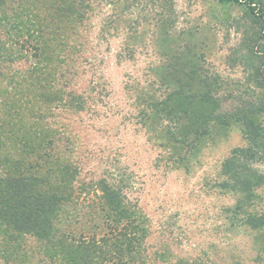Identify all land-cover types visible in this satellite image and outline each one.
Instances as JSON below:
<instances>
[{
  "label": "rangeland",
  "instance_id": "rangeland-1",
  "mask_svg": "<svg viewBox=\"0 0 264 264\" xmlns=\"http://www.w3.org/2000/svg\"><path fill=\"white\" fill-rule=\"evenodd\" d=\"M80 2L83 21L48 37L85 45L81 68L69 62L72 56L59 67L57 89L66 102L50 108L45 119L61 155L79 165V182L108 178L124 189L147 220L143 264H264V227L249 224L264 216V186L236 191L226 185L223 167L248 144L234 113L264 94L244 47L260 31L247 6L221 0ZM260 51L264 57V42ZM34 64L25 57L7 67L0 109L12 97L9 77ZM174 91L211 93L220 104L214 113L222 117L208 118L211 104L191 103ZM249 117L264 133V113ZM199 126L208 134L195 139ZM253 167L264 175V162ZM83 199L79 222L91 226V196ZM13 245L6 250L11 244L0 232V264H53L31 237Z\"/></svg>",
  "mask_w": 264,
  "mask_h": 264
},
{
  "label": "trees",
  "instance_id": "trees-1",
  "mask_svg": "<svg viewBox=\"0 0 264 264\" xmlns=\"http://www.w3.org/2000/svg\"><path fill=\"white\" fill-rule=\"evenodd\" d=\"M221 1L246 5L260 27L244 47L258 82L264 86V77H260L264 72V57L260 55L264 0ZM84 14L80 0H0V98L7 67L25 57L35 63L25 73L9 77L12 97L10 102H2L0 109V232L5 243L11 244L6 250L31 237L43 246L46 262L53 264H143L149 230L145 217L127 200L124 189L108 178L79 182V165L61 155L56 131L45 120L50 108L66 102L57 89L59 67L72 56L69 62L81 68L79 52L85 45L48 37L61 33L68 23L79 24ZM174 92L191 103L211 104L213 112L208 118L222 117L214 113L220 104L211 93ZM258 100L245 102V108L234 113L246 127L248 144L223 163L229 176L226 185L240 192L242 187L246 193L264 186V175L253 167L264 162V133L249 117L264 113V94ZM202 126L193 129L195 139L208 134ZM83 196H91L90 216H96L91 226L79 222L85 208L79 205L85 202ZM249 224L262 229L264 216L252 218ZM77 225L78 232L74 230Z\"/></svg>",
  "mask_w": 264,
  "mask_h": 264
}]
</instances>
